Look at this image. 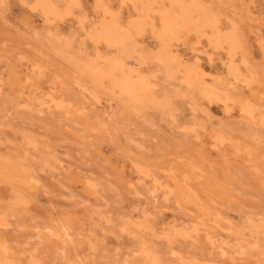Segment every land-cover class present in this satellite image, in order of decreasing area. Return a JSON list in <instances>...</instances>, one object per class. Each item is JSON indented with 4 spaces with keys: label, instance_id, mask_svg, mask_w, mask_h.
I'll return each mask as SVG.
<instances>
[{
    "label": "rangeland",
    "instance_id": "obj_1",
    "mask_svg": "<svg viewBox=\"0 0 264 264\" xmlns=\"http://www.w3.org/2000/svg\"><path fill=\"white\" fill-rule=\"evenodd\" d=\"M142 245L264 264V0H0V264Z\"/></svg>",
    "mask_w": 264,
    "mask_h": 264
},
{
    "label": "bare ground",
    "instance_id": "obj_2",
    "mask_svg": "<svg viewBox=\"0 0 264 264\" xmlns=\"http://www.w3.org/2000/svg\"><path fill=\"white\" fill-rule=\"evenodd\" d=\"M174 2H179L180 0H172ZM149 6V5H148ZM200 7V3L198 2H193L190 4V5H185V6H182L181 7V14L179 15V17L177 18V16L171 12H166V13H163L161 15V26H162V31L164 33H168V34H172L174 33L175 31V27L176 25L179 23V25L181 26H187L190 21H191V12H193L194 9H198ZM178 20H180V22H178ZM209 26L211 27H215L216 25V19L212 22H209L208 23ZM118 31L116 30V28H107L103 31V34L108 37V38H113V37H116L118 35ZM217 31H216V35H217ZM231 37V35L229 36ZM229 40L232 45L234 46V43H235V38H229L227 39ZM231 48V50H233V47ZM229 72L231 73H234L235 72V67H233V65H229ZM143 77V76H142ZM144 78V77H143ZM145 81V80H144ZM127 82V81H125ZM140 89V88H139ZM209 91V90H208ZM155 190V188H154ZM59 230V229H58ZM56 235V234H55ZM239 237V236H238ZM61 238L63 240H66V239H70L71 238V235L67 232V231H64L62 234H61ZM243 249V248H242ZM64 250V249H63ZM63 250H61L63 252ZM142 252V254L144 255V259L149 263V264H159V259L157 257V255L155 254L154 251H152L151 249H149V247L147 248L146 245H142L141 246V249H140ZM66 251V250H65ZM61 252V253H62ZM63 254V253H62ZM66 254V253H65ZM162 261V260H160ZM162 263V262H161Z\"/></svg>",
    "mask_w": 264,
    "mask_h": 264
}]
</instances>
